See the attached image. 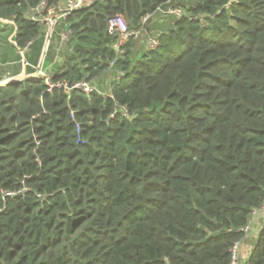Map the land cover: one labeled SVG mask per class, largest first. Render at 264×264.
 I'll list each match as a JSON object with an SVG mask.
<instances>
[{"label":"trees","instance_id":"trees-1","mask_svg":"<svg viewBox=\"0 0 264 264\" xmlns=\"http://www.w3.org/2000/svg\"><path fill=\"white\" fill-rule=\"evenodd\" d=\"M42 1L60 0H0L13 49L38 43L28 63ZM170 1L92 0L65 17L50 81L114 70L109 95L41 78L0 87V264L230 263L264 204V0H176L185 15L156 49L136 59L130 39L115 53L111 18L149 33L142 18ZM257 232L240 264H264Z\"/></svg>","mask_w":264,"mask_h":264},{"label":"built area","instance_id":"built-area-1","mask_svg":"<svg viewBox=\"0 0 264 264\" xmlns=\"http://www.w3.org/2000/svg\"><path fill=\"white\" fill-rule=\"evenodd\" d=\"M89 3L90 1L88 0H60L56 5L49 6L45 1H42L36 8L32 10V13L29 15V18L34 21L42 22L44 24L45 33L48 34V36H50L53 31V28L55 27L57 21L60 18L65 19V17L69 15L72 11L85 7ZM157 12L163 13L166 16H170L173 19H178L185 15L184 11L176 4L171 5L164 11H163V8H159ZM152 16L153 14H146L142 18V24L144 25L149 20H151ZM198 21L200 25L202 26L203 25L205 26L207 24L206 20L202 18H199ZM4 22L14 26V22L11 20H4ZM110 28L114 30L117 34V41L113 44V48L115 50V53H118V54L124 53L123 46L125 45L126 42L140 35V31L128 29L127 23L121 15H116L115 17L110 19ZM68 35H69V32L65 33L63 37L67 39ZM145 35L148 37L146 40V48L148 50L156 49V47L158 46V40L156 36L150 35L148 33H145ZM29 45H30V42L27 43V45L24 48L18 49L22 58H23V55H25V52L27 48L29 47ZM23 65L24 66L28 65L25 60H23ZM33 75H35V77H32ZM31 78L43 79L45 83L49 86L48 91H50L53 88L60 87V88L66 89L67 91L79 90L85 94H89L91 92L99 93L98 91L95 90V88L92 86L90 82H87L85 80L78 81L73 84H68V83L53 84L50 81L51 79L50 73L44 72L42 70V66H39L35 70V72L31 75ZM107 95H109V91ZM122 112H123V115L128 116L125 110H123ZM76 127L78 128V125H76ZM258 221H261V226H262V224L264 223V204L261 207L252 211L247 225L242 229V233L244 237H246L250 232H252V230L254 229V224ZM260 229L261 227L257 229V231H259ZM240 244L234 245V247L231 249L230 251L231 260L229 264H240V261H241L240 254H239Z\"/></svg>","mask_w":264,"mask_h":264},{"label":"crops","instance_id":"crops-1","mask_svg":"<svg viewBox=\"0 0 264 264\" xmlns=\"http://www.w3.org/2000/svg\"><path fill=\"white\" fill-rule=\"evenodd\" d=\"M89 1L91 2L92 0H89ZM161 8H163V7H161ZM157 13H159V12H156L153 14L152 19L155 16V14H157ZM152 19H151V21H152ZM64 20L65 19L60 18L57 21V23L59 24V27H60V34H59V37L56 40V42L51 45L50 52H51V57L53 56V61L45 69H42L46 73H51L53 71L55 64L60 65L64 61V57H63L62 52H63V49L65 47L66 39L63 37V35L65 33L69 32ZM0 24L3 25L2 27H0V37L6 36L5 41H2V47H0V77H1L0 82L4 81V80H8L10 78H15V77L22 78V77L31 76L39 66H42L41 64H42V61H43L44 56L46 54V51L48 49V45H49L48 40H49V37L51 35L48 36V34L45 33L44 37H46V40L45 39L43 40L41 54H40V57H38L36 59L37 62L35 61V62H31V63L29 62L28 63V61H26V59H25V55H23V58H22L18 49H15V50L13 49L12 51H9V49H8V47L10 48L13 45V43H12V40H13L12 37L14 34V32L12 30L13 26L5 23L3 19L0 20ZM148 28H150V27H148ZM54 30H55V28H53V31ZM53 31H52V33H53ZM5 33H6V35H5ZM143 34H145V33H143ZM32 46H34V44ZM35 46L38 47L37 45H35ZM44 49H45V52H43ZM145 51H146V47H145ZM135 53H136V50H135ZM23 60H25L27 62V64H28L27 66L23 65ZM117 78H118V72H116L114 70H108L91 84L95 88L96 91H98L102 95H105L106 91H108V89H109V84ZM103 85L106 86L105 87L106 90H105V88H102ZM100 89H102V90H100ZM260 227H261V221L256 222L254 224V229L252 230V232H250L246 236V238L241 242V244L239 246L241 261H244L249 256V252H247V251L250 248H252V246H254V244L257 240V233H258L257 229H259Z\"/></svg>","mask_w":264,"mask_h":264},{"label":"rangeland","instance_id":"rangeland-1","mask_svg":"<svg viewBox=\"0 0 264 264\" xmlns=\"http://www.w3.org/2000/svg\"><path fill=\"white\" fill-rule=\"evenodd\" d=\"M174 4L178 5L176 0H171L167 5L163 6V11L166 10L171 5H174ZM171 22H172V17L166 16L163 13H160V12L155 14V16L153 17L152 21L151 20L148 21L147 26L150 27L149 28L150 31H149L148 34L153 35V36H157L158 33L168 31L171 28V25H170ZM57 24L58 23H56V25ZM56 25L54 27L55 30L53 31V33L49 37V40H48L49 41V45H48V47H50L52 44H54L56 42V40L58 39V37H59L60 27H59V24L57 26ZM2 26L3 25L0 24V27H2ZM5 35H6V33H5ZM5 37L6 36L0 37V47H2V41H5ZM147 38L148 37L145 34H140L136 38L133 39L134 44H135L134 45V49L136 50V55H135L136 59L139 58V56H141L143 53H145V47H146ZM44 39L46 40V37H44ZM37 44L38 43H35V45H37ZM35 45L30 48L32 51L35 48ZM8 49H9V51L13 50L12 47H10V48L8 47ZM118 77H119V74H118ZM105 87L106 86L103 85L102 88H105ZM100 90H102V89H100ZM105 90H106V88H105ZM108 91H109V89H108ZM108 91H106L105 95H107ZM252 249H253V246L247 252H249V254H250ZM239 254H240V252H239Z\"/></svg>","mask_w":264,"mask_h":264},{"label":"water","instance_id":"water-1","mask_svg":"<svg viewBox=\"0 0 264 264\" xmlns=\"http://www.w3.org/2000/svg\"><path fill=\"white\" fill-rule=\"evenodd\" d=\"M210 1H211V0H207V1H205V2H204V6L206 7ZM43 52H45V49H44ZM43 54H44V53H43ZM32 77H35V75H33ZM28 78H31V76H28V77H22V78H19V77H18V78H17V77H15V78H10V79H8V80L1 81V82H0V87L5 86V85H7V84H11V83L19 82V81H22V80H25V79H28Z\"/></svg>","mask_w":264,"mask_h":264}]
</instances>
